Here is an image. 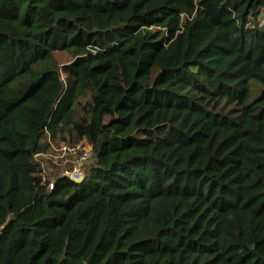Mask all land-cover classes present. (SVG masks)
Instances as JSON below:
<instances>
[{
  "label": "trees",
  "instance_id": "16d2710c",
  "mask_svg": "<svg viewBox=\"0 0 264 264\" xmlns=\"http://www.w3.org/2000/svg\"><path fill=\"white\" fill-rule=\"evenodd\" d=\"M261 16L0 0V264H264ZM46 132L92 145L81 182L50 187Z\"/></svg>",
  "mask_w": 264,
  "mask_h": 264
},
{
  "label": "rangeland",
  "instance_id": "374dc122",
  "mask_svg": "<svg viewBox=\"0 0 264 264\" xmlns=\"http://www.w3.org/2000/svg\"><path fill=\"white\" fill-rule=\"evenodd\" d=\"M55 54L61 64V67L62 65L64 67V65L68 64L72 60L70 54L65 50H57ZM65 76L66 72L65 70H62V77L65 78ZM45 135L46 136H44V139L42 141L49 142V148L44 153L37 154L36 158L41 162V165L43 167V174L45 175L46 179L52 177L50 181L51 183L57 176L65 174L68 169H72V167L75 168L74 161H72L69 153L64 154L60 148L63 144L71 146L77 142L70 139L53 140L49 134ZM92 165L93 158L91 161L85 162L81 165V171L86 175L87 173H89V169Z\"/></svg>",
  "mask_w": 264,
  "mask_h": 264
},
{
  "label": "built area",
  "instance_id": "2783aa9c",
  "mask_svg": "<svg viewBox=\"0 0 264 264\" xmlns=\"http://www.w3.org/2000/svg\"><path fill=\"white\" fill-rule=\"evenodd\" d=\"M259 20L261 24L264 23V17L262 16L259 17ZM45 134L50 135L49 132H46ZM60 149L63 151L64 154L69 153V155L72 158V161H74V164H75V168L72 167V169H68L67 172H65V174L63 175H68L71 178H79L81 176H84L85 174L81 171V165L85 162H89L92 160V157H93L92 145L89 144L87 141L83 140L71 146L67 144H63ZM53 185H54V182H51L50 187H52ZM3 228H4V225H1L0 235L3 231Z\"/></svg>",
  "mask_w": 264,
  "mask_h": 264
},
{
  "label": "water",
  "instance_id": "95a60500",
  "mask_svg": "<svg viewBox=\"0 0 264 264\" xmlns=\"http://www.w3.org/2000/svg\"><path fill=\"white\" fill-rule=\"evenodd\" d=\"M85 176H81L79 178H72L76 182H81L84 179Z\"/></svg>",
  "mask_w": 264,
  "mask_h": 264
}]
</instances>
